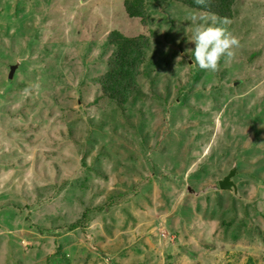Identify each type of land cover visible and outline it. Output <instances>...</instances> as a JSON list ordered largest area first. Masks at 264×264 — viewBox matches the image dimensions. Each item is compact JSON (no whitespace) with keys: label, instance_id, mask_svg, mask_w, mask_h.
<instances>
[{"label":"rangeland","instance_id":"374dc122","mask_svg":"<svg viewBox=\"0 0 264 264\" xmlns=\"http://www.w3.org/2000/svg\"><path fill=\"white\" fill-rule=\"evenodd\" d=\"M126 1L0 0V207L13 209L0 214V264H139L152 253L140 242L155 249L149 236L168 247L150 264H264L257 225L225 227L252 220V177L264 171V0L232 2L240 46L215 73L189 41L187 16L207 14L143 0V25ZM111 33L150 42L122 106L99 86ZM48 144L56 168L36 169ZM242 160L259 170L244 176L246 212L231 211L245 196L210 180L227 168L232 182ZM84 215L89 235L65 231Z\"/></svg>","mask_w":264,"mask_h":264},{"label":"trees","instance_id":"16d2710c","mask_svg":"<svg viewBox=\"0 0 264 264\" xmlns=\"http://www.w3.org/2000/svg\"><path fill=\"white\" fill-rule=\"evenodd\" d=\"M167 2H175L177 4L183 5L184 7L200 11L205 14H214L219 19L228 18L230 19V8L232 2L235 0H211L210 6L207 8H202L201 6L195 4L194 0H166ZM125 13L128 17L132 19L140 18L141 23L145 24V12L143 6V0H128L124 4ZM15 26V24L13 25ZM17 36V33H15ZM108 44L113 48L112 53L110 54L107 60V71L100 77L99 79V86L100 92L102 95L108 99L109 101L116 102L117 105H125L129 97L136 93L138 90V78L141 74V68L144 65L147 52L150 47V42L148 38L139 36L135 38H125L118 33H111L107 37ZM38 54V53H37ZM15 67V66H14ZM9 81L8 79L3 84V88L8 87ZM50 144H48L45 153L37 159V161L29 162L30 165H34L36 169L40 166L46 167L51 166L50 168H56V161L58 158L61 157L60 153L53 152L52 149L49 148ZM208 154L203 156V162L208 160ZM243 161V160H242ZM201 162L198 166L193 168L194 174L197 173L199 169H203L204 173L206 171L207 164H202ZM210 163V162H209ZM211 164V163H210ZM247 162L243 161V167L240 172L236 173L235 179L231 182L228 178L227 168H222V176L218 178H213L212 184L220 185L222 182L227 181L232 184V188L235 187V190L232 189L235 193H239L242 197L243 204L239 209L233 208L231 211H242L246 212L248 206V199L250 197H254V201L251 203L254 207V215L252 220L249 217L248 212L245 214L240 215V218L237 222L234 223L233 227L225 226L227 229H232L235 235H239L243 232L247 234H251L253 230L256 228V225L260 229V236L264 238V224L260 221L259 217H264V171L262 175L257 177H252V181L255 183L254 187L256 190H252V194L249 197L247 193V189L241 190V188L250 183L249 178L245 179L244 176L247 173L253 174L256 173L258 170L247 172ZM217 170L220 172L221 168L218 166ZM199 179L196 180L198 183ZM262 188V193H259V189ZM234 207V206H233ZM27 208H23L22 211L26 210ZM13 209L7 206L0 207V214L6 212H12ZM26 220V218H25ZM246 221L250 222V227L244 229V224ZM89 220L86 215L81 217L77 222L72 225L66 227V232H72L76 228L82 229V233L88 234L85 230L87 229L85 226L88 224ZM61 229L57 230L56 235L59 233ZM16 231V230H15ZM52 230H45L39 232L40 234H45L48 237H51ZM227 233V230H226ZM89 235V234H88ZM83 236V235H82ZM157 239L161 240L158 236ZM148 240L152 243L155 249H151L146 243H139L137 245V251L139 254H144L146 252H152L148 255V257L139 264H150L154 261L158 256L160 251H164V248H168L165 244L158 243L153 240L152 236L148 237ZM24 243V242H22ZM23 245V244H22ZM151 245V246H152ZM22 247V246H21ZM31 247V246H30ZM55 253H59V248L55 247L53 249ZM216 252H219L216 250Z\"/></svg>","mask_w":264,"mask_h":264},{"label":"clouds","instance_id":"9594fccd","mask_svg":"<svg viewBox=\"0 0 264 264\" xmlns=\"http://www.w3.org/2000/svg\"><path fill=\"white\" fill-rule=\"evenodd\" d=\"M194 2L207 8L211 0ZM187 19L196 25L189 41L195 45L194 62L201 70L215 73L222 58H226L225 63L235 58V49L240 46V41L228 30L227 25L231 22L227 18L220 20L214 14H189Z\"/></svg>","mask_w":264,"mask_h":264},{"label":"bare ground","instance_id":"6f19581e","mask_svg":"<svg viewBox=\"0 0 264 264\" xmlns=\"http://www.w3.org/2000/svg\"><path fill=\"white\" fill-rule=\"evenodd\" d=\"M193 11H196V10L193 9ZM196 12H200V11H196ZM210 181H212V180H210ZM219 182L222 184V187H231L232 186V184H230L227 180H226V182H222V181H219Z\"/></svg>","mask_w":264,"mask_h":264}]
</instances>
